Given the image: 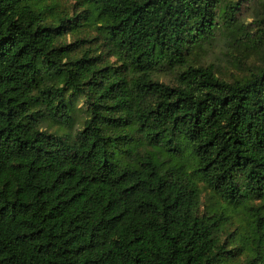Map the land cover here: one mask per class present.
<instances>
[{
  "label": "trees",
  "instance_id": "trees-1",
  "mask_svg": "<svg viewBox=\"0 0 264 264\" xmlns=\"http://www.w3.org/2000/svg\"><path fill=\"white\" fill-rule=\"evenodd\" d=\"M82 2L102 51L64 43L60 0H0V264H264V69L229 82L189 60L240 1ZM75 96L82 128L47 131L74 128ZM197 180L245 212V246Z\"/></svg>",
  "mask_w": 264,
  "mask_h": 264
},
{
  "label": "rangeland",
  "instance_id": "rangeland-1",
  "mask_svg": "<svg viewBox=\"0 0 264 264\" xmlns=\"http://www.w3.org/2000/svg\"><path fill=\"white\" fill-rule=\"evenodd\" d=\"M238 1L241 3V12L237 16L238 23L236 22L237 24L233 26V35L227 37V35L219 33L216 41L212 44L192 50L189 58L190 64L194 66H213L217 76L229 82L250 77L264 69V0H219V3L225 7L234 5ZM58 9L60 17L65 15L77 17L75 32L69 34L64 39V43L74 44L82 39L85 41L83 51H102V44L100 45L102 37L93 23L84 19L87 9L82 0H60ZM158 80L170 83L171 77L160 76ZM69 103L72 104L74 110V128L69 130L59 125L49 124L45 127L47 131L66 135L82 128L86 117L85 100L80 96H75L69 100ZM188 155L187 152L186 157ZM197 182L201 190V211L207 210L222 214L224 218L228 219L221 239L227 250H231L235 246L238 247V245L239 247L245 246L241 244V236L251 233L245 212L227 205L202 182L198 180ZM232 253L236 255L233 264L244 263L247 253H240L238 249L233 250Z\"/></svg>",
  "mask_w": 264,
  "mask_h": 264
}]
</instances>
